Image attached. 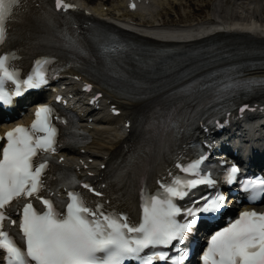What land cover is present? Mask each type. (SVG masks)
I'll use <instances>...</instances> for the list:
<instances>
[{
    "label": "snow or ice",
    "instance_id": "obj_1",
    "mask_svg": "<svg viewBox=\"0 0 264 264\" xmlns=\"http://www.w3.org/2000/svg\"><path fill=\"white\" fill-rule=\"evenodd\" d=\"M23 3L24 0H0V45L8 39V26L15 21ZM54 7L67 11L73 6L65 0H54ZM9 60V56L0 55V107L11 106L26 90L46 83L39 73L20 81ZM9 82L11 89L6 87ZM247 83L250 86L264 81ZM35 117L31 127L17 126L0 137L6 141L0 147V250L6 253L7 264H125L127 260L152 264L153 260H168L170 257L164 252L150 256L141 253L148 248L168 247L173 241L183 243L200 213L215 214L224 207L226 197L218 193L204 198L198 209L185 210L191 219L184 223L176 220L181 209L174 201L183 199L198 184L214 183L203 177H177L162 184V191L145 199L143 219L136 226H130L126 217L103 212L102 205L90 207L80 193L69 191L67 201L54 203L40 193L45 189L41 177L56 151V129L50 122L48 106H40ZM200 163L196 161L182 171L198 176ZM238 172L232 166L226 182H234ZM73 183L74 179L68 181L69 185ZM242 183L252 201L264 195V178ZM83 188L95 191L87 183ZM17 204L23 205L18 233L12 230L16 221L6 215L8 210L17 211ZM202 260L203 264H264V214L241 213L229 227L212 236ZM172 264H182V258H175Z\"/></svg>",
    "mask_w": 264,
    "mask_h": 264
},
{
    "label": "bare ground",
    "instance_id": "obj_2",
    "mask_svg": "<svg viewBox=\"0 0 264 264\" xmlns=\"http://www.w3.org/2000/svg\"><path fill=\"white\" fill-rule=\"evenodd\" d=\"M94 12L99 16L109 19L111 23L118 21L129 23L133 26H126L137 31H143V29L156 28L158 24L168 25L170 27L183 26L192 27L195 32L202 35L207 34L211 30L213 18L219 21H235L246 24L250 21V18L256 14V7L262 4L263 0H209V3L213 6V13L205 15L204 18L191 19L193 18L191 3L192 0H95L94 4L90 6V0H73ZM137 2L138 8L136 11L129 10L132 3ZM182 10V11H181ZM174 14L175 20L166 21V17ZM192 16V17H191ZM139 18V22L136 23L135 18ZM262 20L264 17L261 16ZM177 19L181 20L178 21ZM168 22V23H167ZM174 22V23H172ZM184 23V24H181ZM216 23V22H215ZM45 31L50 34L51 30L45 26ZM253 31L258 32V27L253 26ZM39 34L43 37L46 35L44 32L39 31ZM175 46L185 47L186 44L180 43ZM261 72L264 73V70ZM107 91V90H106ZM108 92V91H107ZM114 95L112 92L108 94ZM109 96L111 97V95ZM264 98V97H263ZM107 99V107L110 112H119L122 115V121L125 125L124 117L131 118L132 115L137 120H140L143 115V105L132 104L129 106H123L120 101L113 99L109 102ZM117 125L121 122L120 118H115ZM102 143L96 144L91 151V158L95 157L100 159L101 156L108 155L112 156L118 148V144L121 140L120 130L116 129L114 132H102L98 133ZM110 146V147H109Z\"/></svg>",
    "mask_w": 264,
    "mask_h": 264
},
{
    "label": "rangeland",
    "instance_id": "obj_3",
    "mask_svg": "<svg viewBox=\"0 0 264 264\" xmlns=\"http://www.w3.org/2000/svg\"><path fill=\"white\" fill-rule=\"evenodd\" d=\"M199 1H202V0H194V1L192 0L191 10H192L193 18H191V19L204 18V16L207 14V11H210V12L213 11V9L209 8V7L201 8V3ZM202 2H204V1H202ZM262 11L264 14V9H262ZM168 19L174 20V19H176V16L174 14H172V15L168 16Z\"/></svg>",
    "mask_w": 264,
    "mask_h": 264
}]
</instances>
